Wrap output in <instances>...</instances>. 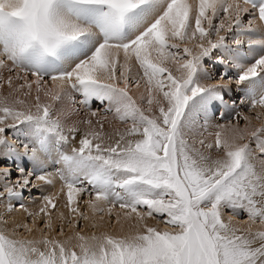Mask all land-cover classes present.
Instances as JSON below:
<instances>
[{
	"label": "snow or ice",
	"instance_id": "obj_1",
	"mask_svg": "<svg viewBox=\"0 0 264 264\" xmlns=\"http://www.w3.org/2000/svg\"><path fill=\"white\" fill-rule=\"evenodd\" d=\"M257 20L264 24V0H0V89H9L0 94V198L19 202L58 176L70 212L87 196L94 212L118 206L143 226L126 236L76 233L73 244L18 237L16 228L33 229L0 221V264H264V230L254 228L264 226V126L248 131L249 117L237 112L244 130L208 132L216 105L264 109ZM134 65L131 82L146 88L139 99L129 91ZM72 94L97 120L82 121L69 153L80 129L52 102L76 103ZM93 101L125 125L115 139ZM57 207L46 194L29 216L35 224L43 214L50 230ZM156 217L164 228L144 223Z\"/></svg>",
	"mask_w": 264,
	"mask_h": 264
},
{
	"label": "rangeland",
	"instance_id": "obj_2",
	"mask_svg": "<svg viewBox=\"0 0 264 264\" xmlns=\"http://www.w3.org/2000/svg\"><path fill=\"white\" fill-rule=\"evenodd\" d=\"M250 17L244 16V24L246 25L248 22V19ZM256 26L260 28L261 30H264V24H261L258 20L256 21ZM223 34V33H222ZM254 39H257L258 37H253ZM241 39H244L245 41L247 40V37H241ZM229 43H231V37H229ZM245 50H246V45H245ZM206 67H208L210 70H213V66L211 61H206ZM140 73V70L138 69L137 66H133L132 71L130 72V87L129 91L130 93L139 99L140 95L144 93L146 95V88L144 81L141 80L140 87L137 88L135 83L131 82V78H138ZM213 74L215 75V71L213 70ZM47 79V78H46ZM219 78L211 81H205L206 83H217ZM49 86H51V81H49ZM122 86V85H121ZM9 89L5 85L3 89H0V92H2L4 95L8 93ZM35 93L33 92V97ZM75 97L76 103L73 102V100L65 96V104L62 103V99L58 101H53V107L55 110H58L61 113H66V115H62V119L65 118L64 121L65 123L71 127L75 125L80 129V132L75 135V139L72 140L70 138L69 142L63 149L65 152H69L71 148L73 147H78L79 146V140L82 137L83 130L84 128L87 129L86 124H81L78 126L79 120L84 121L88 118H91L93 120L94 126L95 122L97 120V117H91L90 116V110L88 107H85L79 103V101L82 99L78 94H72ZM23 98V97H22ZM233 97L231 95L227 96L226 99H232ZM237 100H239V97H236ZM29 103H34V100L32 97L26 98ZM49 98L42 96V101H47ZM63 104V105H62ZM65 108H62V107ZM146 106V105H145ZM106 107V104L102 105L98 101H93L91 105V110H99V115L100 116H105L107 115L108 120L105 121V125L109 124V121L112 119L113 116L112 113H106L103 109ZM64 110H62V109ZM66 110V111H65ZM223 112L224 116L221 118L220 113ZM242 113L243 115H246L249 117L248 121V129L247 130H255L256 128H260L261 126H264V109H261L259 107L255 109H250L244 106H240L237 109L229 112L228 110L224 109L220 105H216L215 107L210 108V124L211 127L208 128V132L214 131L216 132L217 128L216 125H228L229 128L231 126H236L240 130L245 129V124L246 122L242 119V117L237 116L236 113ZM259 115V118H257ZM235 117V118H234ZM78 118V119H77ZM77 119V120H76ZM120 121L116 122L119 123ZM70 124V125H69ZM113 123L109 124V128L111 129V126ZM124 125V124H123ZM227 128V129H229ZM83 131V132H82ZM105 132V130H103ZM78 134H81L78 135ZM207 133H205L206 135ZM7 137L11 140L16 141L17 143L20 142L21 139H23L22 136H20L18 133L16 135H13L11 131L6 133ZM51 160L47 161V171L49 172H55V168L51 167ZM4 164H7V161L4 162ZM50 164V166H49ZM27 167H30V165H26ZM59 167V165H57ZM13 177H15V172H13ZM55 183L53 186H48L45 188H41L39 191L36 189H32L30 192L25 191L23 194L22 199L18 202L15 199L12 200H6L3 198H0V221L7 220L9 228L11 229L12 227H15L16 225H27L28 227H31L33 230L31 232H28L25 228L19 227L16 228V235L18 237L22 238H28V239H36L39 240L42 238L43 235L49 236V238L53 239H58L61 241L68 240L69 237H72L73 240L75 239L74 237L76 236V233H80L81 235L85 237H91L92 235L96 234L97 236L103 234V233H108L114 236H126L130 234H134L137 230L142 229V225L137 223V220L132 221V223L129 224H134L135 225L129 227L128 220L130 218L125 219L123 216V210H121L118 206L113 208L112 214L109 215L107 212V205L103 204L104 206V212H99L96 211L94 212L89 206L84 202L85 200L89 199L90 197L84 196L81 197L79 202H78V207H79V213H83L85 216L88 217V219H83L79 213H72L69 211L68 207L66 206L67 199L66 195H63L64 193H60V191H56V187L60 189L62 185V181L59 179L58 176L54 177ZM54 191V192H53ZM59 192V195H58ZM46 194H54L57 199V209H50L52 211V228L50 230L44 228V216L41 214L40 216L36 217V223L33 224L32 222V217L29 216V213H37L39 212L40 207L42 206V201L43 197ZM19 203H22L24 205L23 208L19 207ZM11 204L13 207L11 210H9L8 205ZM92 212V213H91ZM63 213V218H61L60 214ZM119 215V220L117 219V214ZM227 214L230 212L226 211ZM135 219V217H131L130 220ZM241 220H245L246 216L245 215H240L238 217ZM150 219V218H149ZM122 220V221H120ZM148 220V219H147ZM153 223L150 224L152 221ZM155 220V221H154ZM149 221V226H156L159 228H164L165 225L161 224L159 222V217L156 218H151ZM123 222V223H122ZM129 227V229H126L125 225ZM144 223H147L146 221ZM125 227L122 229V225ZM148 225V224H147ZM2 226V225H0ZM121 227V228H120ZM140 227V228H139ZM61 228L63 229V232L61 233ZM139 228V229H138ZM123 231H122V230ZM105 232H103V231ZM143 230V229H142ZM101 231L103 233H101ZM126 231V232H124Z\"/></svg>",
	"mask_w": 264,
	"mask_h": 264
},
{
	"label": "bare ground",
	"instance_id": "obj_3",
	"mask_svg": "<svg viewBox=\"0 0 264 264\" xmlns=\"http://www.w3.org/2000/svg\"><path fill=\"white\" fill-rule=\"evenodd\" d=\"M0 94H2V95H4L2 92H0ZM7 95V94H6ZM139 95H141V94H139ZM64 98V97H63ZM62 101V103L63 104H65L66 105V103H65V100L64 99H62L61 100ZM62 104V105H63ZM62 108H65L64 106L62 107ZM61 108V109H62ZM56 109V108H55ZM62 110H64V109H62ZM66 111V110H65ZM64 120H65V118H63ZM78 119V118H77ZM76 119V120H77ZM67 121V120H66ZM65 121V122H66ZM116 122H118V120H116V119H111L110 121H109V124H111V123H113V125L111 126V129L109 128V124L108 125H104V129L103 130H105V133L107 134V135H110V136H112L113 137V139H115L116 138V136H115V133H116V131L117 130H119V131H123L124 130V128H125V125H123L121 122H119V123H116ZM81 124H83L82 123V121L81 120H79V122H78V126L79 125H81ZM70 125V124H69ZM228 125H230V124H228ZM86 130V128H84V130L83 131H85ZM219 129H217L216 131H218ZM82 131V132H83ZM248 131H250V130H248ZM215 132V130L214 131H211L210 133H214ZM225 132L226 133H228V134H231L230 132H229V129H225ZM84 133V132H83ZM78 135H80L81 136V134H78ZM83 135V134H82ZM206 137H207V139H208V141H211L212 139H213V137H211V136H208L207 134L205 135ZM73 148V147H72ZM213 155H215L214 153H213ZM50 161V160H49ZM49 166H50V164H49ZM47 169V168H46ZM62 186V185H61ZM60 186V187H61ZM57 189H55L56 191H58L59 189H58V187H56ZM54 192V191H53ZM62 194V193H61ZM58 195H59V192H58ZM63 195H65V194H63ZM102 207L104 206V205H101ZM88 209H90V207L88 208ZM91 210V209H90ZM92 213V212H91ZM231 213H229V214H227V213H225V215L227 216V215H230ZM240 216V215H239ZM239 216H235V220L236 221H243V220H241V219H239L238 217ZM131 219V218H130ZM128 220L127 222H128V224L127 225H129V227H130V225L131 226H133V225H135L136 224V222L132 225V224H129V223H132V221H134V220H136V219H132V220ZM151 219V218H150ZM150 219H148V220H150ZM153 219V218H152ZM148 220H146V222L147 223H145V224H148L147 226H149V221ZM120 221H122V220H120ZM152 221V220H151ZM155 221V220H154ZM145 222V221H144ZM123 223V222H122ZM153 223V221L150 223V224H152ZM122 225V224H121ZM123 225H125V227H126V229H124L125 227H123ZM122 225V229H124V230H127V229H129V227L128 226H126V223H124ZM140 225V224H139ZM142 227V229H143V226H141ZM121 228V227H120ZM140 228V227H139ZM138 228V229H139ZM254 228H257V229H261V230H264V226H262V225H260L259 223H257L255 226H254ZM121 229V230H122ZM141 228H140V231H143ZM103 231V230H102ZM101 231V233H103V232H105V231H103L102 232ZM123 231V230H122ZM124 232H126V231H124ZM106 233V232H105ZM96 235V234H95ZM75 238V237H74ZM72 243L73 244H75V243H77V241L74 239V240H72ZM78 250V249H77Z\"/></svg>",
	"mask_w": 264,
	"mask_h": 264
}]
</instances>
